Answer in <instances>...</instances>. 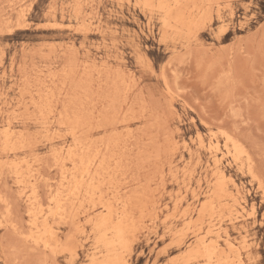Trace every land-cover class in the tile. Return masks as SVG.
Here are the masks:
<instances>
[{"label":"rangeland","instance_id":"374dc122","mask_svg":"<svg viewBox=\"0 0 264 264\" xmlns=\"http://www.w3.org/2000/svg\"><path fill=\"white\" fill-rule=\"evenodd\" d=\"M157 4L158 0H153L151 7L148 8L144 6V0H0V132L3 134H0V264H88L87 255L93 251L99 252L102 249V244L99 243L98 239L96 240V230L92 226L94 214L97 211H95V206L93 205V207L90 204L89 198L95 199L96 204H98L99 198L103 199L102 197L105 198L103 199L104 201H113L114 204H116L115 201L117 203L120 202L115 208L121 206L124 201L127 203L129 199L135 200V206L133 201H129V206H127L128 209V207L133 205L128 210L129 212L133 210L134 214H132L136 219V221L134 219V226L128 228V230H132L130 231L131 234L128 231L125 232V240L129 239L130 242H126V247L119 250L128 264H197V258H201L208 251L206 246V249L201 248L199 253L195 252L198 245L197 235L208 229V227H217L219 225L227 229L232 237L246 236V243L238 245L243 260L242 264H264V0L202 1L199 4V10L201 12L207 10L204 15L207 14L209 19H206L207 16L202 18L204 16L203 13H200L197 9H192L196 14L200 13L202 16L198 15L199 17L196 16L190 22L175 21L176 12L168 16L164 11L157 9ZM210 5H214L213 8ZM192 6L194 5H186L187 9ZM208 6L212 9H207ZM209 16H211V19ZM194 21L196 24H194ZM165 101L168 102L166 103ZM142 106L143 108L140 110ZM138 108L140 110L138 111H142V114L134 112ZM112 110H116V112ZM129 110L133 113L129 112ZM105 111L109 112L110 115L107 112L105 113ZM125 111L127 114L123 113ZM96 112L98 115H101V113L102 116L106 115L104 117L99 115V118H97L98 115H93ZM112 112L116 113V115ZM111 113L116 124L109 120V123H112L109 125L106 120L110 119V116L112 118ZM84 114L95 116L93 118L97 123L91 116H88V121L87 116ZM122 114L126 115L122 116ZM77 115H79L78 119ZM107 115L109 116L107 117L108 119L106 118ZM130 116L135 118L132 119ZM115 117H117V120ZM121 117L122 120H120ZM138 117H141L140 120ZM153 117L155 118L154 121ZM90 118L93 122H91ZM123 118L127 120L124 121L125 119ZM136 118L138 119L136 120ZM157 118L161 121H155ZM59 121H63L65 124ZM79 121L81 122L79 123ZM121 121H124V123L120 124ZM8 122H10V125ZM102 122L105 123L104 125L108 124L109 127L106 125L108 128L105 126L106 128L103 129L104 126L101 127L103 125ZM154 122L157 123L153 124ZM162 122L164 123L161 124ZM67 123L71 125L69 126ZM91 123L95 126H91L93 129L91 127L88 128ZM146 124L148 128L145 130ZM158 124L160 125L159 127L153 126ZM74 125H80L78 127L79 130ZM86 125L88 126L86 127ZM143 125L146 126L144 127ZM8 127L11 128L12 134L9 136L13 135L12 138L6 136L5 130ZM125 128L130 134H127ZM119 130H123V132ZM160 130L163 132L161 133ZM133 132L138 134L139 137ZM70 133L75 134V136L72 135L75 138H72ZM153 133L159 134L151 136ZM198 133L202 135L205 144L210 141L218 142L220 151L218 153L223 156L229 177L233 178L246 194L248 206L245 210L241 209V199L234 192L232 194V183L229 178L221 180L212 169L210 165L211 155L207 150V146H199V140L196 135ZM225 133L238 140L239 143L241 142V147L244 145V148H242L246 151V155L242 154L243 156L241 155L240 157L244 165H241L240 159L235 160L234 163V154L232 153H235V151L233 152L231 145L229 148L225 147ZM116 134L118 143L116 137H114ZM142 134L146 136H142ZM214 134L216 135L213 136ZM77 135L78 137H76ZM125 135L131 137H128V139ZM103 136L105 139L107 138V141L110 139L111 144H108L106 140L104 141ZM150 136L152 137L151 140ZM80 137L84 139V142L80 143L88 146V149L84 151L75 148L77 147L75 143L79 144V146L82 145L79 143V141H82ZM112 137L113 140L111 139ZM121 137H125L124 140H126L124 141ZM141 137L143 140L136 141V139L139 140ZM15 138L16 140L19 138L17 142H14ZM92 139L93 141H91ZM171 139L175 141L172 142ZM114 140L116 141L114 142ZM100 141H104L103 146L100 145L102 144ZM156 142L158 144L161 143V145ZM13 143L19 144L20 147L16 146L14 148L16 144L14 145ZM176 143L179 145L177 148ZM107 144L109 145V151L112 149L110 154L107 152ZM114 144L119 147L123 145L120 148H127L118 149L121 151V153L118 151V154L116 151L117 147ZM130 145L131 149L129 148V151L133 148L132 151H136V153L128 151V154L127 149ZM145 145L149 146L148 149ZM158 146L161 149L164 146L166 151L164 148L159 151L160 148ZM62 147L64 148L62 149ZM70 147L77 149L74 162L69 158L67 152L65 154V151ZM94 147L96 148L94 149ZM112 147H115L114 149L116 150ZM134 147H137V149ZM156 148L158 149L157 151ZM140 149H144L142 151L148 155ZM146 150L152 152L148 153ZM105 151L107 153H103ZM113 151H116V153ZM122 151L127 157L126 161L125 159L121 161L124 156ZM155 151L160 153L158 154ZM188 151L190 152L188 153ZM88 152H92V154L89 153V156ZM137 152L142 153L144 156L146 155V158H153L152 160L146 159L143 155L137 154ZM93 153L96 154L95 158ZM97 153H102V156L100 157V154L98 156ZM113 154H117V159ZM111 155L114 158H111ZM83 156L84 158L86 157V161ZM135 156L138 157V160L141 157L140 161L142 162L139 161L138 163V160L135 161ZM248 156L251 158L249 161L247 160ZM105 157L107 160L102 159H105ZM129 157L133 158V163L135 162L140 166L138 165V167L137 164L134 165L135 163L131 164L128 162L130 166H127L126 169ZM91 158L93 159L91 160L92 162L89 160ZM108 158L111 161L109 160L106 163ZM66 160L67 162H65ZM148 160L151 164H156L155 168H151ZM62 161L63 163H61ZM196 161L199 163H196ZM123 162L124 164L126 163L124 165L125 168L121 166ZM58 163H61V166ZM98 163H100V167L96 165ZM105 163L109 164L106 172L105 168L108 166ZM103 164H105V167L102 166ZM146 164H150V166L147 167ZM74 165H77L80 169ZM71 166L75 167L74 170ZM114 166H118V169ZM94 167L95 169H93ZM112 167L113 169H111ZM62 168H64V172ZM87 168H91V171H88ZM142 168L144 170H141ZM66 169H70L68 170L69 174ZM96 169H102V171L98 172ZM110 169L115 171H109ZM132 170L137 171L136 173L133 171L137 176L131 174L132 172H128ZM140 170L141 172H139ZM125 171L127 172L125 174L126 178L124 176ZM89 173L92 174L90 175ZM102 173H104L105 178H103ZM109 173L111 174L109 175ZM160 173L164 176L160 175ZM71 174L73 175L71 176ZM118 174L120 176L122 174V178ZM152 174L155 175L152 177ZM127 175H134L132 176L134 181L130 180L132 177ZM127 177L134 183H130ZM18 178L21 182L17 181ZM70 178L73 185H70ZM77 178L80 179V182H77L79 181ZM154 178L157 179L154 180ZM62 180L63 182H61ZM138 180L142 183H140L141 186H139L138 182H135ZM216 180L217 182H215ZM115 181L119 182L115 185ZM84 182H86L87 187ZM59 183L60 188L58 186ZM62 183L64 187H62ZM81 183L85 186L81 185ZM125 183H130V185L127 184L126 186ZM77 184L78 186H76ZM122 184H125V186L120 187ZM221 184L222 191L219 189ZM65 185L67 186L66 188ZM145 185H148L146 186L148 191L146 192L143 189L147 194L144 193L146 197H143L144 202H142V188ZM71 186L73 190L71 189L70 191ZM115 186H118L116 190ZM135 186H138V191L133 189ZM102 187L103 191L100 192ZM139 187L142 188L139 189ZM130 188L133 189V194L131 193L132 195L128 197L126 195L131 192ZM212 188L213 190H220L219 192L224 197L218 191H211ZM55 189H58V191L55 192ZM64 189H67L65 190L67 193ZM193 189L194 193H192ZM78 190L79 196L83 194L89 196H81L82 199L78 203L79 205L73 203V197L77 196H75V191L77 193ZM110 190H113V193ZM89 191L90 193H88ZM122 191L125 193L127 191V193L125 194ZM148 192L151 195H148ZM106 193L109 195L106 196ZM116 193L118 196H116ZM66 194H70L68 198L67 196L65 197ZM124 194L128 199L127 201L124 200ZM138 195L141 199L137 198ZM61 196H64L63 198L66 201L72 196V200L67 201L68 204L70 201V204H65L66 201H62L63 198L60 199ZM147 196L152 198L149 197L151 202L148 201L150 199ZM35 197L44 206L43 208L47 209L51 206V209H53L51 210L52 214H48L47 221L49 225L52 226L53 224L52 227L57 230L55 231L56 237L58 241L60 239L61 247L58 245L53 247V250H45L31 243L30 240L26 241L27 237L25 235L29 231L31 220L37 222L38 219L41 222L43 219L38 217L39 215L37 216V214L34 215L35 218L27 216V206L29 207L32 204L31 202ZM119 197H123L121 199L122 202L118 201L120 200ZM144 198L146 199L144 200ZM138 199L141 200L142 207L141 203H136V201L140 202ZM36 200L33 201V204H37ZM58 200L61 203V205L58 204L59 208L56 205L57 202H55ZM210 200L213 206L211 203L209 204ZM145 201H148L147 204H145ZM63 202L65 208H63ZM203 202L206 203V207L202 206ZM53 203H55V207ZM88 203L89 205H87ZM143 203L146 207L143 206ZM137 204H140V207H137ZM218 204L220 206L224 205L221 206L223 210ZM70 205H73V208ZM187 206L188 208L185 209ZM208 206H210L209 209H207ZM60 208L63 211L62 213L66 212L65 214H69L70 212L68 211L72 210L71 214L73 212L74 215L77 212L76 214L80 215L77 218H74V216L70 218L72 217L70 214L71 216H66L67 221H61L60 218L64 216L60 215ZM200 208L202 209L199 210ZM183 209L186 211L183 212ZM206 209L207 212H205ZM237 212H240V214ZM55 213L58 216L60 215V218H57ZM89 216L93 217L90 218ZM87 218L90 223L85 221ZM72 219L76 225L72 226L74 228L71 227L73 223L70 220ZM193 221L197 224L193 223ZM186 223H188L190 230L187 228L188 225ZM10 224L14 226L11 227ZM77 225L83 227L81 230H84L85 235L82 231H76L78 230L76 228L78 227ZM13 227H16V229H13ZM70 233L74 239L70 237ZM127 234L133 236H128ZM67 237L70 241L68 240L67 244H65ZM95 241L98 242L96 243ZM73 244L76 250H74ZM64 245L65 248H67L66 245L68 248L73 247L74 251L72 248L67 250L74 253H67L68 251L66 252L65 248L64 251H60ZM128 246L129 248H127ZM57 247L59 248L57 249ZM224 247L222 246L220 249L223 250ZM51 251L53 252L50 253ZM75 254L78 255L75 256ZM101 254L98 253L96 256L101 258L99 256ZM226 254H228L227 251Z\"/></svg>","mask_w":264,"mask_h":264},{"label":"bare ground","instance_id":"6f19581e","mask_svg":"<svg viewBox=\"0 0 264 264\" xmlns=\"http://www.w3.org/2000/svg\"><path fill=\"white\" fill-rule=\"evenodd\" d=\"M90 1V0H89ZM127 1V0H126ZM202 1H207V0H158V4H157V9L158 10H161V11H164L165 12V14L166 15H168V16H170L171 14H173V13H177V17H176V19H175V21H179V22H190V21H192L194 18H196V16H198V15H201L200 13H203V15H204V13L207 11H202L201 12V10H199V4L200 3H202ZM77 2V1H76ZM79 2V1H78ZM152 2H153V0H144V6H146V7H151V4H152ZM22 3V2H21ZM214 3V2H213ZM218 3V2H217ZM77 4V3H76ZM79 4H80V2H79ZM78 4V5H79ZM189 4H193L194 6H192L191 8H188L187 9V7H186V5H189ZM230 4V3H229ZM78 5H77V7H78ZM204 5H205V3H204ZM213 6L214 5H210V7H212L213 8ZM218 6H219V4H218ZM80 8H81V6H79ZM153 7H154V5H153ZM209 6H208V8L207 9H209L210 8ZM227 7V6H226ZM186 8V9H185ZM212 8H210V9H212ZM20 9V8H19ZM25 9V8H24ZM192 9H197V11L199 10V12L200 13H198V14H196L195 12H194V10H192ZM76 10V9H75ZM77 10H78V8H77ZM151 10H152V8H151ZM22 11V10H21ZM209 11V10H208ZM24 12V11H23ZM80 12V11H79ZM210 13H211V11H209ZM213 12V11H212ZM207 13V12H206ZM75 14V13H74ZM89 14V13H88ZM209 15H212V14H209ZM167 16V17H168ZM202 16V15H201ZM207 16V14H205L204 16H202V18L203 17H206ZM83 17H84V15H83ZM199 17V16H198ZM210 17V19H211V16H209ZM202 18H200L201 20H203ZM86 19V18H85ZM206 19L208 20L209 18H208V16L206 17ZM201 20H200V22H201ZM83 22V21H82ZM167 22V21H166ZM205 22V21H204ZM168 23V22H167ZM170 23V22H169ZM202 23V22H201ZM194 24H196L195 23V21H194ZM168 25V24H167ZM198 25V24H197ZM199 26V25H198ZM198 26H196V27H198ZM39 27V26H38ZM169 27H170V25H169ZM8 30V29H7ZM194 39V38H193ZM72 50V49H71ZM74 50V49H73ZM85 50H87V49H85ZM69 55V54H68ZM48 58V57H47ZM66 58V57H65ZM93 61V60H92ZM78 62V61H77ZM104 62V61H103ZM104 64V63H103ZM106 64V63H105ZM93 65V64H92ZM102 65V64H101ZM97 66V65H96ZM73 67V66H72ZM60 69V68H59ZM72 69V68H71ZM118 69H120V68H118ZM68 70V69H67ZM66 70V71H67ZM67 73V72H66ZM69 73V72H68ZM124 73V72H123ZM59 74V73H58ZM57 74V75H58ZM39 75V74H38ZM67 75H69V74H67ZM108 75H110V74H108ZM115 75V74H114ZM60 76V75H59ZM62 76V75H61ZM66 76V75H65ZM117 76V75H116ZM121 76V75H120ZM124 76H125V74H124ZM57 78V77H56ZM60 78V77H59ZM125 78V77H124ZM27 79V78H26ZM43 79V78H42ZM73 79V78H72ZM99 79H100V77H99ZM164 79V78H163ZM48 80V79H47ZM53 80V79H52ZM120 80V79H119ZM33 81V80H32ZM59 81V80H58ZM20 82V81H19ZM111 82V81H110ZM109 82V83H110ZM115 83V82H114ZM48 84V83H47ZM51 84V83H50ZM58 84H59V82H58ZM63 84V83H62ZM69 84V83H68ZM33 85V84H32ZM64 85V84H63ZM134 85V84H133ZM60 86H61V84H60ZM105 86V85H104ZM114 86V85H113ZM32 87V86H31ZM74 87V86H73ZM109 87V86H108ZM115 87V86H114ZM55 88V87H54ZM57 88V87H56ZM61 88V87H60ZM63 88V87H62ZM76 88V87H75ZM113 88V87H112ZM26 89V88H25ZM41 89V88H40ZM74 89V88H73ZM57 90V89H56ZM76 90V89H75ZM106 90V89H105ZM167 90H169V89H167ZM62 91H63V89H62ZM77 91V90H76ZM76 91H74V92H76ZM54 92V91H53ZM107 92V91H106ZM167 92H169V91H167ZM172 92V91H171ZM77 93V92H76ZM80 93V92H79ZM126 93V92H125ZM62 94V93H61ZM61 94H59V95H61ZM79 95V94H78ZM106 95V94H105ZM104 95V96H105ZM114 95V94H113ZM176 95V94H175ZM45 96V95H44ZM116 96V95H115ZM118 96V95H117ZM120 96V95H119ZM126 96V95H125ZM178 96V95H177ZM76 97V96H75ZM78 97V96H77ZM82 97V96H81ZM111 98V97H110ZM120 98V97H119ZM126 98V97H125ZM180 98V97H179ZM51 99V98H50ZM56 99V98H55ZM117 99H118V97H117ZM135 99V98H134ZM47 100V99H46ZM45 100V101H46ZM68 100V99H67ZM125 100V99H124ZM166 100V99H165ZM44 101V100H43ZM133 101V100H132ZM131 101V102H132ZM92 102V101H91ZM166 102V101H165ZM168 102V101H167ZM166 102V103H167ZM40 103H42V102H40ZM48 103H51V102H48ZM115 103V102H114ZM186 103V102H185ZM37 104V103H36ZM39 104V103H38ZM52 104H54V103H52ZM62 104V103H61ZM136 104V103H135ZM147 104V103H146ZM146 104H145V106H146ZM171 104V103H170ZM169 104V105H170ZM56 105V104H55ZM150 105V104H149ZM169 105H168V107H169ZM30 106V105H29ZM135 106V105H134ZM144 106V105H143ZM143 106L142 107H140V110L143 108ZM144 106V107H145ZM171 106V105H170ZM61 107H63V106H61ZM152 107V106H151ZM150 107V108H151ZM167 107V106H166ZM92 108V107H91ZM170 108V107H169ZM40 109V108H39ZM78 109V108H77ZM149 109V108H148ZM167 109V108H166ZM127 110V109H126ZM131 110H134V109H131ZM131 110H129V112H131V113H133ZM139 110V108L137 109V111H134V112H138V113H141V112H139L138 111ZM155 110V109H154ZM27 111V110H26ZM50 111V110H49ZM80 111V110H79ZM109 111V110H108ZM112 111H115L116 112V110H112ZM120 111V110H119ZM152 111V110H151ZM46 112V111H45ZM61 112V111H60ZM75 112V111H74ZM77 112V111H76ZM107 111H105V113H106ZM111 112V111H110ZM118 112V111H117ZM58 113H59V111H58ZM79 113H82V112H79ZM91 113V112H90ZM92 113H94V112H92ZM109 112H107V114H108ZM112 113H114V112H112ZM112 113H111V115H112ZM123 113H126L127 114V112L125 111V112H123ZM138 113H137V115H138ZM26 114V113H25ZM115 115H116V113H114ZM125 114V115H126ZM129 114V113H128ZM142 114V113H141ZM46 115V114H45ZM76 115V114H75ZM84 115H86L87 116V114H84ZM93 115H95V116H97L98 114H97V112H96V114H93ZM100 115V114H99ZM99 115H98V117L97 118H99ZM106 114H104V116H105ZM108 115H110V113L108 114ZM106 116V118L107 117H109V116ZM119 115H120V113H119ZM124 114H122V116H123ZM124 115V116H125ZM134 115H135V113H134ZM133 115V116H134ZM136 115V116H137ZM151 115V114H150ZM157 115H158V113H157ZM168 115V114H167ZM166 115V116H167ZM30 116V115H29ZM78 117H77V119L79 118V115H77ZM85 116V117H86ZM89 117L91 116V114L90 115H88ZM88 116H87V119H88V121H89V118H88ZM95 116H93V117H95ZM104 116H102V113H101V115H100V117H104ZM129 116V115H128ZM131 117L132 119H134L135 117ZM162 116V115H161ZM25 117V116H24ZM92 117V116H91ZM92 117V118H93ZM117 117H118V115H117ZM117 117H115L116 118V120H117ZM127 117V116H126ZM148 117V116H147ZM31 118V117H30ZM34 118V117H33ZM75 118H76V116H75ZM105 118V119H106ZM113 118H114V116L112 115V118H111V116H110V119H108V120H106V121H108L107 123L109 124V125H111L112 123H114V124H116V121L114 122L113 121ZM129 118V117H128ZM139 118V117H138ZM138 118H136V120L138 119ZM141 118V117H140ZM140 118H139V120H140ZM149 118V117H148ZM147 118V119H148ZM37 119V118H36ZM59 119V118H58ZM82 119V118H81ZM91 119V118H90ZM102 119H104V118H102ZM123 119H125L124 121H126L127 119L126 118H123ZM149 119H152V118H149ZM154 117H153V121H154ZM76 120V119H75ZM93 120H94V118H93ZM98 120V119H97ZM100 120H101V118H100ZM109 120H112V123L110 124L109 122ZM120 120H122V117H121V119ZM119 120V121H120ZM131 120V119H130ZM160 119L159 118H157V120H155V121H159ZM78 121V120H77ZM87 121V120H86ZM94 121H96V120H94ZM102 121V120H101ZM124 121L122 122H120V124H122V123H124ZM129 121V120H128ZM132 121V120H131ZM161 121V120H160ZM38 122H40L39 120H38ZM46 122V121H45ZM60 123H63V124H65L64 122H66V120H64V122L62 121H59ZM81 121H79V123H80ZM84 122H85V120H84ZM91 122H93L92 121V119H91ZM98 122H100V121H98ZM105 122V121H104ZM104 122H102L103 123V125H101V123H100V125H101V127L102 126H104L103 127V129L104 128H106L107 126L109 127V125L108 124H106V125H104L105 123ZM130 122V121H129ZM157 122H154L153 124H155V123H157ZM78 123V122H77ZM78 123V124H79ZM82 123H83V121H82ZM88 123V122H87ZM95 123H97V121L95 122ZM94 123V124H95ZM128 123V122H127ZM151 124H152V122H150ZM164 122H162L161 124H163ZM8 124L10 125V122H8ZM67 124H69V123H67ZM67 124H66V126H67ZM86 124V123H85ZM99 124V123H98ZM119 124V125H120ZM167 124V123H166ZM60 125V124H59ZM71 124H69V126H70ZM83 125V124H82ZM97 125V124H96ZM147 125V124H146ZM146 125H143L144 127L146 126ZM68 126V127H69ZM75 126V125H74ZM77 126V125H76ZM75 126V127H76ZM80 126V125H79ZM79 126H77V128L79 127ZM84 126V125H83ZM88 125H86V127H87ZM95 127V126H93L92 125V123H91V125H89L88 126V128L89 127ZM106 126V127H105ZM150 126V125H149ZM153 126H156V127H159L160 125L158 124V125H153ZM73 127V126H72ZM71 127V128H72ZM74 127V128H75ZM91 127V128H92ZM97 127V126H96ZM107 127V128H108ZM111 127V126H110ZM143 127V128H144ZM87 128V129H88ZM138 128V127H137ZM142 128V129H143ZM146 128H148V125H147V127H145L144 129L146 130ZM151 128H152V125H151ZM160 128H162V127H160ZM169 128V127H168ZM4 129V128H3ZM2 129V130H3ZM86 129V128H85ZM86 129V130H87ZM93 129V128H92ZM91 129V131H93ZM95 129V128H94ZM98 129V128H97ZM126 129V128H125ZM139 129V128H138ZM137 129V130H138ZM142 129H141V132H142ZM158 129V128H157ZM156 129V130H157ZM70 130V129H69ZM77 130H79V128L77 129ZM77 130H76V132H77ZM83 130H84V128H83ZM82 130V131H83ZM89 130V129H88ZM124 130V129H123ZM123 130L121 131V130H119L120 132H123ZM131 130V129H130ZM133 130V129H132ZM166 130V129H165ZM218 130H220V129H218ZM91 131H88V132H91ZM167 131V130H166ZM165 131V132H166ZM173 131V130H172ZM221 131V130H220ZM71 132V131H70ZM75 132V133H76ZM86 132V131H85ZM113 132H116V131H113ZM126 132H127V134H130L128 131H127V129H126ZM125 132V133H126ZM136 132V131H135ZM144 132H146V131H144ZM157 132V131H156ZM160 132H161V130H160ZM163 132V131H162ZM161 132V133H162ZM168 132V131H167ZM170 132H171V129H170ZM224 132V131H223ZM222 132V133H223ZM226 132V131H225ZM5 133H6V136H9L10 134H12L11 133V128L10 127H8L6 130H5ZM72 133V132H71ZM70 133V134H71ZM74 133V132H73ZM79 133V132H78ZM116 133H119V132H116ZM134 133V132H133ZM132 133V134H133ZM137 133V132H136ZM136 133H134L135 135H138V134H136ZM214 133V132H213ZM233 133V132H232ZM0 134H1V132H0ZM77 134V133H76ZM105 134V133H104ZM131 134V135H132ZM154 134H156V133H153V134H151V136L152 135H154ZM159 133H157L156 135H158ZM164 134V133H163ZM168 134H169V132H168ZM1 135H3V134H1ZM72 135H74L75 136V134H71V137H72ZM83 135V134H82ZM84 135H86V134H84ZM88 135V134H87ZM111 135V134H110ZM120 135H121V133H120ZM134 135V137H136ZM146 136L145 134H142V136ZM148 135H150V134H148ZM197 135V137H198V142H199V146L200 145H202L203 147H204V145L205 146H207V150H208V152L210 153V155H211V166H212V169L215 171V173H217V175L219 176V178L221 179V180H224V179H226V178H229V180L231 181V183H232V189H231V191H232V194H233V192L241 199V203H240V205H241V209H243V210H245L246 208H247V206H248V201H247V198H246V194H245V192L243 191V189L234 181V179L233 178H231V177H229V175H228V171H227V168H226V165H225V163H224V159H223V156L221 155V154H219L218 152H220L219 151V149H218V142H212V141H210L209 143H207V144H205L204 143V139L202 138V135L200 134V133H198V134H196ZM216 134H214L213 136H215ZM225 135H226V133H225ZM12 136L13 135H11V136H9L10 138H12ZM17 136V135H16ZM28 136V135H27ZM27 136H25V137H27ZM51 136H52V134H51ZM54 136V135H53ZM73 136V137H74ZM81 136V135H80ZM100 136V135H99ZM117 136V134L114 136V137H116ZM150 136V137H151ZM155 136V135H154ZM153 136V138H155ZM167 137H169L168 135H166ZM165 136V137H166ZM173 136V135H172ZM8 137V138H9ZM59 137V136H58ZM72 137V138H73ZM76 137H78V135L76 136ZM83 137H85V136H83ZM125 137H127L126 135H125ZM124 137V138H125ZM128 137H131V136H128ZM127 137V138H128ZM138 137H139V135H138ZM150 137H148V138H150ZM157 138H158V136H156ZM167 137H166V139H167ZM20 138H22V137H20ZM60 138V137H59ZM75 138V137H74ZM81 138V140L82 141H79V143L80 142H84L83 140V138L82 137H80ZM88 137L86 136V139H87ZM103 139H104V141L106 140L107 141V138L105 139V137L103 136L102 137ZM110 138V137H109ZM108 138V139H109ZM120 137H118V139H119ZM121 138H123V137H121ZM124 138H123V140H124ZM133 138V137H132ZM157 138H156V140H157ZM174 138V137H173ZM172 138V139H173ZM211 139H212V137H210ZM5 139V138H4ZM19 139V138H18ZM17 139V140H18ZM79 139V138H78ZM77 139V140H78ZM90 139V138H89ZM102 139V140H103ZM112 140H113V137L111 138ZM129 139V138H128ZM136 139V138H135ZM134 139V140H135ZM152 139V137L150 138V140ZM169 139H170V137H169ZM172 139H171V141H172ZM15 140V141H14ZM13 141L14 142H17V140H16V138L14 139ZM96 140V139H95ZM110 140V139H109ZM108 140V141H109ZM116 140H117V137H116ZM116 140H114V142L116 141ZM120 141H122L121 139H119ZM126 140V139H125ZM124 140V141H125ZM131 140V139H130ZM140 140H143L142 139V137L139 139V140H137L136 139V141H140ZM155 140V139H154ZM9 141V140H8ZM11 141V140H10ZM22 141V140H21ZM86 141V140H85ZM87 141H88V139H87ZM91 141H93V139L91 140ZM90 140H89V142H91ZM98 140H96V142H97ZM104 141H100L102 144H100V145H102L103 146V142ZM107 141V143L109 144H111V140L108 142ZM131 141H133V140H131ZM166 141V140H165ZM170 141V142H171ZM173 141H175V140H173ZM172 141V142H173ZM19 142V141H18ZM23 142V141H22ZM89 142H88V144H89ZM95 142V141H94ZM119 141L117 140V143H118ZM130 142V141H129ZM135 142V141H134ZM142 142V141H141ZM149 142V141H148ZM155 142V141H154ZM8 142H6V144H7ZM20 143V142H19ZM98 143H99V141H98ZM113 143V142H112ZM116 143V144H117ZM124 143V142H123ZM143 143V142H142ZM142 143H139V144H142ZM157 143V142H156ZM163 143V142H162ZM169 143V142H168ZM241 143V142H240ZM239 142H238V140H236V139H234L232 136H230V135H226L225 136V144L224 145H226L225 147L226 148H229L230 147V145L233 147V152L235 151V153H232V154H234V163H235V160H237V159H240V157H241V155L243 154H245L246 153V151L243 149L244 147V145H242V147H241V144H240ZM5 144V143H4ZM10 144V143H9ZM14 144V143H13ZM16 144V143H15ZM14 144V145H15ZM21 144H23V143H21ZM32 144V143H31ZM80 144H82V143H80ZM84 144V143H83ZM81 145V146H79V144L77 145L76 143H75V145L77 146V147H75V145H73L75 148H79V149H81V150H86V149H88V146L86 145V144H84V145H86V146H84V145ZM91 144V143H90ZM95 144V143H94ZM97 144V143H96ZM107 144V145H108ZM116 144H114V145H116ZM144 144H146V143H144ZM143 144V145H144ZM152 144V143H151ZM155 144V143H154ZM158 144V143H157ZM157 144H155V145H157ZM164 144V143H163ZM162 144V145H163ZM177 144V143H176ZM8 145V144H7ZM29 145V144H28ZM93 145V144H92ZM97 145H99V144H97ZM99 145V146H100ZM106 145V144H105ZM105 145H104V147H105ZM113 145V144H112ZM118 145V144H117ZM116 145V149H114L115 147H112L114 150H116L117 151V153H118V151H120L121 149H126L127 147H124V148H120V147H122V146H117ZM119 145H120V143H119ZM147 145H149V144H147ZM153 145V144H152ZM158 145H161V143H159ZM169 145V144H168ZM188 145V144H187ZM223 145V146H224ZM8 146H10V145H8ZM16 146L18 147L19 146V144L17 145H15V147L14 148H16ZM95 146V145H94ZM111 146V145H110ZM126 146V145H125ZM146 146V145H145ZM174 146H175V144H174ZM179 145L177 144V146H176V148L178 147ZM186 146V145H185ZM20 147V146H19ZM21 147H23V146H21ZM26 147V146H25ZM28 147V146H27ZM89 147H90V145H89ZM93 147V146H92ZM108 149H107V152L110 154V152L112 151V149H110V151H109V145L108 146H106ZM119 147V148H118ZM138 147V146H137ZM137 147H134V148H136L137 149ZM140 147H143V146H140ZM147 147V146H146ZM146 147H144V148H146ZM149 147V146H148ZM148 147H147V149H148ZM159 147V146H158ZM157 147V148H158ZM11 148H13V147H11ZM64 147H62V149H63ZM96 147H94V149H95ZM98 148H100V147H98ZM97 148V149H98ZM129 148L131 149V145H130V147H128V149H127V152L129 151ZM156 148V151L160 148H158L157 149ZM163 148H164V146H163ZM162 148V149H163ZM169 148V147H168ZM172 148H174L173 146H172ZM202 148V147H201ZM61 149V150H62ZM118 149H120V150H118ZM138 149H139V147H138ZM152 149H154L155 150V148H153L152 147ZM161 148H160V150L159 151H161L162 150ZM165 149V148H164ZM235 149V150H234ZM66 150V149H65ZM77 150V149H76ZM76 150L75 149H73V147H70L69 149H67L66 151H65V154H66V152L68 153V156H69V158H71L72 159V161L74 162L75 160H74V156L77 154L76 153ZM132 150H133V148H132ZM131 150V151H132ZM141 151L142 150H144V149H140ZM167 150H169V149H167ZM174 150V149H173ZM173 150H172V153H173ZM228 150V149H227ZM57 151V150H56ZM90 151V150H89ZM116 151H113V152H115L116 153ZM124 151H126V150H124ZM131 151H129V152H131ZM147 151V150H146ZM155 151V152H156ZM156 152V153H160V152ZM165 151H166V149H165ZM164 151V152H165ZM170 151V150H169ZM169 151H167V152H169ZM176 151V150H175ZM11 152H12V150H11ZM60 152V151H59ZM59 152H58V155H59ZM101 152V151H100ZM106 151L105 152H103V153H107ZM123 152V151H122ZM127 152H126V155H127ZM129 152H128V154H129ZM133 152V151H132ZM142 152H144V151H142ZM148 152V151H147ZM152 151H150V152H148V153H151ZM190 151H188V153H189ZM54 153V152H53ZM89 153H91L92 154V152H88V155L90 156V154ZM119 153H121V151L119 152ZM118 153V154H119ZM124 153V152H123ZM133 153H136V151L135 152H133ZM139 152H137V154H138ZM145 153V152H144ZM169 153H171V152H169ZM228 153V152H227ZM79 154H81V153H79ZM94 154V153H93ZM98 154V153H97ZM100 154V153H99ZM99 154H98V156H99ZM102 154V153H101ZM100 154V157L102 156ZM140 154V153H139ZM146 154V153H145ZM157 154V155H158ZM165 154V153H164ZM163 154V155H164ZM198 154V153H197ZM229 154V153H228ZM248 154V153H247ZM61 155H62V152H61ZM84 155V154H83ZM95 155L96 154H94V158H95ZM108 155V154H107ZM114 156H116V159H117V154H113ZM133 155V154H132ZM132 155H130V156H132ZM140 155H143L142 153L140 154ZM146 155H148V154H146ZM145 155V156H146ZM150 155V154H149ZM153 155H155V154H153ZM166 155V154H165ZM194 155H195V153H194ZM225 155V154H224ZM242 155V156H243ZM246 155V154H245ZM249 155V154H248ZM68 156H67V159H68ZM78 156V155H77ZM79 156H81V155H79ZM85 156H86V153H85ZM119 156V155H118ZM144 156V155H143ZM144 156V157H145ZM152 156V155H151ZM150 156V157H151ZM160 156V155H159ZM230 156H231V152H230ZM250 156V155H249ZM249 156L247 157V160L249 161V159L251 160V158H249ZM113 156L111 155V158H112ZM121 157H122V154H121ZM124 157H126L125 156V153H124V156H123V158H121V161H122V159H125V161H126V159H127V157L126 158H124ZM136 157V156H135ZM148 157V156H147ZM155 157V156H154ZM161 157V156H160ZM166 157V156H165ZM233 157V156H232ZM54 158H56V157H54ZM61 158V157H60ZM64 158V157H63ZM62 158V159H63ZM81 158V157H80ZM83 158H84V156H83ZM86 158V157H85ZM85 158H84V160H85ZM110 158V157H109ZM108 158V161L106 162V163H108L109 162V159ZM114 158V157H113ZM119 159H120V157H118ZM132 158V157H131ZM130 157H129V160H127V164H128V162L129 163H131V164H134L133 163V158L131 159ZM138 157H136V159H135V161H137L138 159H137ZM140 158L141 157H139V160L137 161L138 163H139V161H140ZM146 158V157H145ZM152 158L153 157H151L150 159L149 158H146V159H149V160H152ZM157 158V157H156ZM159 158V157H158ZM172 158H173V156H172ZM57 159V158H56ZM77 159V158H76ZM79 159V158H78ZM103 160H107L106 159V157H105V159L104 158H102ZM131 159V160H130ZM144 159V158H143ZM146 159H144V160H146ZM159 159H161V158H159ZM90 160V162H92L91 160H93L92 158L91 159H89ZM149 160H148V162H149ZM162 160V159H161ZM172 160V159H171ZM241 160V159H240ZM55 161V160H54ZM58 161V160H57ZM56 161V162H57ZM71 161V160H70ZM69 161V162H70ZM86 161V160H85ZM111 161V160H110ZM130 161H132V162H130ZM154 161H155V159H154ZM153 161V162H154ZM158 161H160V160H158ZM65 162H67V160L65 161ZM88 162V161H87ZM86 162V163H87ZM90 162H88V163H90ZM99 162V161H98ZM115 162H116V160H115ZM119 162H120V160H119ZM140 162H142V161H140ZM251 162V161H250ZM253 162V161H252ZM36 163H38V162H36ZM61 163H63V161L61 162ZM61 163L59 164V166H61ZM77 163V162H76ZM85 163V164H86ZM94 163V162H93ZM103 163V162H102ZM105 163V164H106ZM122 163V162H121ZM145 163H147V162H145ZM145 163H142V164H145ZM150 163V162H149ZM161 163V162H160ZM196 163H199V162H197L196 161ZM247 163H249V162H247ZM81 164H83V163H81ZM84 164V165H85ZM100 163H98V164H96V165H99ZM105 164H103L102 166H104L105 167ZM111 164V163H110ZM113 164V163H112ZM115 164V163H114ZM117 164H118V162H117ZM137 163H135L134 165H136ZM151 164V163H150ZM150 164L148 165V164H146V166L148 167V166H150ZM153 164V163H152ZM152 164H151V168H155L154 166L156 165L155 163L153 164V166H152ZM170 164V163H169ZM253 164H254V162H253ZM57 165V164H56ZM63 165V164H62ZM64 165H65V163H64ZM71 165H73V164H71ZM90 165H91V163H90ZM107 165V164H106ZM121 165V164H120ZM124 165H126V163L124 164V162H123V164L121 165L122 167H124ZM139 164H137V166H138ZM198 165V164H197ZM241 165H244V163H243V161L241 160ZM75 167H77V168H79L80 167V165H79V163H78V166L77 165H74ZM89 166V165H88ZM108 167H106L105 168V172H106V170H107V168H109V164L107 165ZM127 166H130L129 164L128 165H126V169H127ZM140 166V165H139ZM138 166V167H139ZM143 166V165H142ZM163 166V165H162ZM249 166V165H248ZM247 166V167H248ZM252 166V165H251ZM63 167H65V166H63ZM67 167V166H66ZM72 167V166H71ZM74 167V168H75ZM93 167V166H92ZM98 167V166H97ZM99 167H100V165H99ZM114 167H116V166H114ZM118 167V166H117ZM116 167V168H117ZM27 168V167H26ZM73 168V167H72ZM74 168H73V170H74ZM81 168V167H80ZM79 168V169H80ZM125 168V167H124ZM124 168H123V171H124ZM129 168V167H128ZM141 168V167H140ZM158 168V167H157ZM161 168V167H160ZM184 168V167H183ZM251 168V167H250ZM63 169V172H64V168H62ZM84 169V168H83ZM88 169V168H87ZM93 169H95V167L93 168ZM102 169H104V168H102ZM102 169L101 170H98V169H96L98 172L99 171H102ZM111 169H113V167L111 168ZM109 170V171H112V170ZM118 169V168H117ZM116 169V170H117ZM159 169V168H158ZM67 170V169H66ZM68 170H70V169H68ZM68 170H67V173H68ZM72 170V171H73ZM91 171V168H89L88 169V171ZM129 170H130V168H129ZM141 170H144V168H142ZM141 170L139 171V172H141ZM161 170H163V169H161ZM61 171V170H60ZM76 172H77V170H75ZM78 171H80V170H78ZM115 171V170H114ZM114 171H112V172H114ZM135 172V170H132V171H128L129 173L130 172H132L131 174H134V175H136L135 173L137 172ZM159 171V170H158ZM182 171H183V169H182ZM241 171V170H240ZM117 172V171H116ZM115 172V173H116ZM120 172V171H119ZM118 172V173H119ZM143 172V171H142ZM147 172H149L148 170H147ZM156 172H157V170H156ZM191 172V171H190ZM60 173V172H59ZM79 173V172H78ZM78 173H77V175H78ZM84 173V172H83ZM93 173H94V171H93ZM127 172L125 171L124 172V176H125V178H126V174ZM150 173V172H149ZM152 173H153V171H152ZM249 173V172H248ZM22 174H24V173H22ZM65 174V173H64ZM69 174V173H68ZM74 174V173H73ZM73 174H71V176L73 175ZM86 174V173H85ZM90 175L92 174V173H89ZM99 174V173H98ZM97 174V175H98ZM104 173H102V175H103ZM111 173H109V175H110ZM114 174V173H113ZM120 174V173H119ZM118 174V175H119ZM143 174V173H142ZM175 174V173H174ZM250 174H251V171H250ZM62 175V174H61ZM66 175V174H65ZM80 175V174H79ZM81 175H82V173H81ZM80 175V176H81ZM84 175V174H83ZM90 175H89V177H90ZM101 175V174H100ZM105 175H107V174H105ZM108 175V176H109ZM116 175V174H115ZM134 175H132V176H134ZM143 175H145V174H143ZM146 175H148V174H146ZM153 175H155V174H152V177H153ZM160 175H163V174H161L160 173ZM120 176V175H119ZM121 176H122V174H121ZM120 176V177H121ZM128 177H130L129 175H127ZM131 176V177H132ZM137 176V175H136ZM140 176V175H139ZM142 176V175H141ZM164 176V175H163ZM186 176V175H185ZM190 176V175H189ZM255 176V175H254ZM20 177V176H19ZM22 177V176H21ZM31 177V176H30ZM62 177V176H61ZM69 177H70V175H69ZM75 177V176H74ZM77 177V176H76ZM88 177V178H89ZM94 177H95V175H94ZM113 177V176H112ZM115 177V176H114ZM116 177H117V175H116ZM127 177V179L129 180V178ZM184 177V176H183ZM63 178H65V177H63ZM62 178V179H63ZM72 178V177H71ZM69 179V180H71V184H70V182H68L70 185H73L72 184V179ZM86 178V177H85ZM87 178V179H88ZM90 178H92V177H90ZM89 178V179H90ZM103 178H105V176L103 175ZM122 178V177H121ZM124 178V177H123ZM138 178V177H137ZM136 178V179H137ZM140 178V177H139ZM143 178V177H142ZM163 179H164V177H162ZM61 179V178H60ZM59 179V180H60ZM79 181H77V182H80V179L79 178H77ZM84 179V178H83ZM83 179H82V182H83ZM88 179V180H89ZM102 179V178H101ZM114 179V178H113ZM116 179V178H115ZM126 179V180H127ZM133 180L134 178L132 177V178H130V180ZM135 179V180H136ZM157 179V178H156ZM155 178H154V180H156ZM182 179H184V178H182ZM252 179H254V178H252ZM16 180V179H15ZM93 180V179H92ZM97 180V179H96ZM118 180H119V178H118ZM129 180V181H130ZM140 180V179H139ZM135 181L136 183L138 182L139 183V186H141V182L140 181ZM148 180V179H147ZM149 180H151L150 178H149ZM152 180H153V178H152ZM219 180V179H218ZM257 180H258V178H257ZM18 182H21V180L18 178V180H17ZM103 181V180H102ZM109 181V180H108ZM128 181V182H129ZM134 181V180H133ZM133 181H130V183L131 182H133ZM164 181V180H163ZM220 181V180H219ZM227 181V180H226ZM225 181V182H226ZM17 182V183H18ZM61 182H63V180L61 181ZM65 182V181H64ZM100 182V181H99ZM110 182V181H109ZM114 182V181H113ZM117 182H119V181H117ZM116 181H115V185H116V183H117ZM120 182L121 183H123V181H121L120 180ZM146 182V181H145ZM149 182V181H148ZM147 182V183H148ZM215 182H217V180L215 181ZM259 182V181H258ZM85 183V185H86V182H84ZM87 183H88V181H87ZM94 183H95V181H94ZM106 183H107V178H106ZM130 183H125L126 184V186H127V184L128 185H130ZM134 183V182H133ZM141 183V184H140ZM67 184V183H66ZM68 184V185H69ZM80 184V183H79ZM110 184H111V182H110ZM114 184V183H113ZM112 184V185H113ZM125 184L123 185L122 184V186H120V187H123V186H125ZM145 184V183H144ZM161 184H162V181H161ZM161 184H160V186H161ZM217 184V183H216ZM220 184V183H219ZM225 184V183H224ZM60 185V183L58 184V186ZM69 185V186H70ZM81 185H83L82 183H81ZM81 185H79V186H81ZM85 185H83V186H85ZM89 185H90V183H89ZM93 185V184H92ZM106 185H108V184H106ZM112 185H111V187H112ZM137 185V184H136ZM148 185H150V184H148ZM148 185H145V187H141L142 188V190L144 189V190H146L147 188H146V186H148ZM163 185V184H162ZM184 185H185V183H184ZM22 186V185H21ZM69 186H68V188H69ZM76 186H78V184L76 185ZM103 186V185H102ZM105 186V185H104ZM109 186V185H108ZM107 186V187H108ZM190 186V185H189ZM188 186V187H189ZM217 186H218V184H217ZM221 186H222V184L221 185H219V189L221 190ZM28 187V186H27ZM49 187V186H48ZM48 187H47V189H48ZM62 187H64L63 186V183H62ZM67 186L65 185V188H66ZM82 187V186H81ZM86 187H87V185H86ZM99 187V186H98ZM110 187V188H111ZM132 187H134V186H132ZM138 187V186H137ZM137 187L135 186V188H133L134 190L135 189H137ZM150 187V186H149ZM164 187V186H163ZM35 188V187H34ZM49 188H51V187H49ZM57 188V187H56ZM59 188H60V186H59ZM116 188H118V186H115V190H116ZM140 187H139V189H141ZM187 188V187H186ZM214 188H217V187H214ZM227 188V187H226ZM36 189V188H35ZM52 189V188H51ZM71 189L73 190V187L71 186L70 187V191H71ZM76 189H79V188H76ZM84 189V188H83ZM113 189V188H112ZM121 189V188H120ZM133 189H131L130 188V190H131V192H130V190H129V194H127L126 196H128V197H130L129 195H132L133 193ZM24 190V189H23ZM34 190V189H33ZM38 190V189H37ZM56 191L55 192H57L58 191V189H55ZM63 190V189H62ZM65 190H67V189H64V191ZM105 190V189H104ZM107 190V189H106ZM125 190H127V189H125ZM144 190H143V196H141L142 197V199H141V197H139V195L137 196V198L139 197L141 200H142V202H144L143 201V197H146L145 195L147 194L146 192L148 191V190H146V192H144ZM150 190V189H149ZM219 190V191H220ZM225 190V189H224ZM26 191V190H25ZM93 191V190H92ZM101 191H103V187H102V190H101V188H100V192ZM108 191V190H107ZM106 191V192H107ZM111 191V190H110ZM113 191V190H112ZM111 191V192H112ZM118 191V190H117ZM136 191H138V189L136 190ZM141 191V190H140ZM139 191V192H140ZM211 191H218L217 189L215 190H213V188H212V190ZM210 191V192H211ZM218 191V192H219ZM222 191V190H221ZM35 192V191H34ZM50 192H51V190H50ZM49 192V193H50ZM60 192V191H59ZM66 192V191H65ZM65 192H63V193H65ZM109 192V191H108ZM110 192V193H111ZM119 192V191H118ZM123 193H125L124 191H122ZM121 192V193H122ZM135 192V191H134ZM138 192V193H139ZM153 192V191H152ZM215 192V193H216ZM230 192V191H229ZM264 192V191H263ZM30 193H31V191H30ZM30 193H29V195H30ZM36 193H37V191H36ZM67 193V192H66ZM68 193H69V191H68ZM78 193H79V190H78V192L76 193V191H75V196L76 197H73L74 198V204L75 203H79V202H81V196H83V195H85V194H83V195H81V196H79L78 195ZM83 193V192H82ZM85 193H86V190H85ZM88 193H90V191L88 192ZM95 193V192H94ZM99 193V192H98ZM113 193V192H112ZM121 193H120V196H121ZM126 193H127V191H126ZM125 193V194H126ZM132 193V194H131ZM136 193V192H135ZM144 193H146L145 195H144ZM192 193H194V189H193V192ZM220 193V192H219ZM48 194V193H47ZM59 194V193H58ZM97 194V193H96ZM104 194V193H103ZM103 194H102V196H103ZM125 194H124V196L123 197H125ZM140 194V193H139ZM154 194V193H153ZM152 194V195H153ZM220 194H222V193H220ZM229 194V193H228ZM232 194H230V195H232ZM264 194V193H263ZM29 195H28V197H29ZM33 195V194H32ZM38 195V194H37ZM49 195V194H48ZM62 195V194H61ZM70 195V194H69ZM69 195H65V197L67 196V198H68V196ZM72 195V194H71ZM90 195V194H89ZM94 195V194H93ZM109 194H107L106 193V196H108ZM112 195V194H111ZM123 195V194H122ZM137 195V194H136ZM141 195H142V192H141ZM148 195H151V193L150 192H148ZM210 195V194H209ZM223 195V194H222ZM27 196V195H26ZM31 196V195H30ZM35 196V195H34ZM53 196V195H52ZM86 196V195H85ZM116 196H118L117 195V193H116ZM193 196V195H192ZM229 196V195H228ZM28 197H26V198H28ZM31 197H33V196H31ZM50 197H51V193H50ZM55 197V196H54ZM58 197V196H57ZM64 197V196H63ZM62 196H61V198L60 199H62L63 198ZM86 197H89V196H86ZM85 197V198H86ZM94 197V196H93ZM110 197V196H109ZM123 197H119L120 198V200H118V201H121V199L123 198ZM133 197H134V195H133ZM132 197V198H133ZM148 197V199H150L151 197L150 196H147ZM150 197V198H149ZM199 197V196H198ZM219 197V196H218ZM220 197H221V195H220ZM223 197H224V195H223ZM230 197V196H229ZM232 197H233V195H232ZM26 198H25V200H26ZM40 198V197H39ZM39 198H37V199H39ZM52 198V197H51ZM66 198V199H67ZM71 198H72V196H71ZM70 197H69V199H67V201L68 200H70L71 199ZM103 199H105L104 197H102ZM196 198V197H195ZM194 198V199H195ZM226 198V197H225ZM225 198H223V199H225ZM34 200H36V197L35 198H33ZM32 199V200H33ZM57 199H59V198H57ZM57 199H55V200H57ZM59 199V200H60ZM90 199V200H89ZM87 198V200H89V202H90V204H92V206L94 205L95 206V211H97L93 216H94V219H93V222H92V226H93V228H95V230H96V234H97V238H96V240L98 239V241H99V243L100 244H102V249L99 251V252H92V253H89L88 255H87V259H88V264H128L127 263V261H125V259L123 258V256L121 255V251L119 252V250L121 249V248H125L126 247V242H128L129 241V239L128 238H126V239H128L127 241L125 240V232H127L128 231V233H130L131 234V232L130 231H132V230H128V228L131 226V227H133L134 225V219H135V216L133 215L134 213H133V210H131L130 212H129V210L128 209H131L130 207L132 206L133 207V205L135 206V204H134V201L135 200H130L129 199V201L130 202H132L133 201V205H131L130 207H128V209H127V206H129V201L126 203L125 201L124 202H122L121 203V206H119V207H116L115 208V206L117 205L118 206V204L120 203H117L116 201H115V203L116 204H114L113 203V201L111 202V201H104L103 199H101V198H99V200H98V204H96V201H95V199L94 200H92L91 198ZM98 199V198H97ZM111 199H113V198H111ZM146 198H144V200H145ZM152 199V198H151ZM151 199L150 200H148V201H150L151 202ZM154 199V198H153ZM183 199H184V197H183ZM219 199V198H218ZM222 199V200H223ZM236 199V198H235ZM30 200V199H29ZM28 200V202L30 203V201ZM33 200V201H34ZM52 200V199H51ZM55 201V202H57L56 203V205H57V207L59 208V206H58V204L59 205H61V203H60V201ZM72 200V199H71ZM84 200V199H83ZM82 200V201H83ZM107 200H108V198H107ZM124 200H128L126 197H125V199ZM139 200V199H138ZM141 200H139L140 202H137L136 201V203H141ZM219 200H221V199H219ZM33 201L31 202L32 204H33ZM37 201V204H30V206L28 207L27 206V211H28V215L27 216H29V218H31V217H34L35 218V216L34 215H36L37 214V216L38 217H41V218H43L42 220H41V222H40V220H38L37 219V222H35V221H33V220H31L32 221V223H31V225H30V227H29V231H28V233L25 235L26 237V241L27 240H30L31 241V243H33V244H35V245H37V246H39V247H42V248H44L45 250L47 249H52L53 247H55V246H58V245H60V239H59V241H58V239H57V234H56V232L55 231H57V230H55L54 229V227H52L53 226V224H52V226L51 225H49L48 224V219H47V217H48V214H52L51 213V210H53V209H51V206H49L50 208H47V209H45V208H43L44 206L43 205H41L39 202H38V200H36ZM47 201H48V199H47ZM62 201H66L65 200V198H63V200ZM66 201V203L65 204H68V202ZM85 201V200H84ZM83 201V203L85 204V202ZM148 201H145L146 203L145 204H147V202ZM179 202H180V200H178ZM59 202V203H58ZM72 202V201H71ZM87 202V201H86ZM205 202V201H204ZM202 203V206H204V207H206L205 206V204L206 203ZM206 202H207V200H206ZM237 202V201H236ZM50 203V202H49ZM208 203V202H207ZM211 203V200H210V202H209V204ZM54 204V207H55V203H53ZM69 204H70V201H69ZM68 204V205H69ZM73 204V205H74ZM132 204V203H131ZM148 204H150V203H148ZM177 204V203H176ZM221 204V203H220ZM228 204V203H227ZM226 204V205H227ZM233 204V203H232ZM237 204V203H236ZM73 205H70L71 206V208H73ZM79 205V204H78ZM78 205H76V207H78ZM82 206H83V204H81ZM87 205H89V203L87 204ZM178 205V204H177ZM197 205V204H196ZM211 205H212V203H211ZM219 205V204H218ZM63 206H64V202H63ZM62 206V207H63ZM81 206V207H82ZM93 206V207H94ZM143 206L144 207H146L145 205H144V203H143ZM148 206V205H147ZM175 207H176V205H174ZM180 206V205H179ZM201 206V205H200ZM201 206V207H202ZM213 206V205H212ZM220 206V205H219ZM218 206V207H219ZM221 206H224L223 204L221 205ZM220 206V207H221ZM228 206H229V204H228ZM46 207V206H45ZM61 207V206H60ZM74 207H75V205H74ZM84 207V206H83ZM82 207V208H83ZM137 207H140V204H137ZM141 207H142V203H141ZM209 207L210 206H208V208L207 209H209ZM215 207V206H214ZM227 207V206H226ZM231 207V206H230ZM63 208H65V206L63 207ZM62 208V209H63ZM151 208V207H150ZM188 208V206L185 208V209H187ZM203 208V207H202ZM202 208H200L199 210H201ZM222 208V207H221ZM228 208V207H227ZM227 208H224V209H227ZM70 209V208H69ZM68 209V210H69ZM77 209V208H76ZM87 209V208H86ZM139 209V208H138ZM138 209H137V212H138ZM205 209V208H204ZM207 209H206V211L205 212H207ZM211 209V208H210ZM214 209V208H213ZM217 209V208H216ZM56 211H57V209H55ZM64 210V209H63ZM136 210V209H135ZM141 210V209H140ZM146 210V209H145ZM161 210V209H160ZM218 210H219V208H218ZM221 210H223V208L221 209ZM231 210H232V208H231ZM230 210V211H231ZM252 210V209H251ZM254 210V209H253ZM59 211H61V208H60V210ZM65 211V210H64ZM71 211L72 210H70V211H68V212H70L69 214H65V213H62L63 211H61V213H60V215L61 216H64V217H62V218H60V215L58 216L56 213H55V215H57V218H60L61 219V221H63V220H68L67 219V217H69V216H71L72 215V217H70V218H73V216H74V218L76 217L77 218V216H79V215H77L76 213L77 212H75V214L73 215V212H72V214H71ZM76 211V210H75ZM78 211H80V210H78ZM91 211V210H90ZM151 211V210H150ZM175 211H176V208H175ZM184 211H186V210H184L183 209V212ZM190 211V210H189ZM188 211V212H189ZM214 211V210H213ZM216 211V210H215ZM58 212V211H57ZM82 213H83V211H81ZM85 212V211H84ZM134 212H136V211H134ZM140 212V211H139ZM174 212V211H173ZM198 212H201V211H198ZM89 213V212H88ZM133 213V214H132ZM141 213H142V211H141ZM151 213V212H150ZM175 213V212H174ZM186 213V212H185ZM231 213V212H230ZM238 214H240V212H237ZM27 214V213H26ZM65 214V215H64ZM71 214V215H70ZM84 214H86V213H84ZM144 214V213H143ZM143 214H142V216H143ZM153 214V213H152ZM151 214V215H152ZM156 214H157V212H156ZM176 214V213H175ZM181 214H182V212H181ZM184 214V213H183ZM189 214V213H188ZM205 214V213H204ZM203 214V215H204ZM220 214H221V212H220ZM67 215H69V216H67ZM141 215V214H140ZM180 215V214H179ZM212 215H213V213H212ZM216 215V214H215ZM223 215V214H222ZM253 215V214H252ZM37 216H36V218H37ZM52 216V215H51ZM67 216V217H66ZM84 216V215H83ZM93 216H89L90 218L91 217H93ZM141 216V217H142ZM173 216V215H172ZM181 216V215H180ZM184 216H185V214H184ZM220 216V215H219ZM229 216H230V214H229ZM232 216V215H231ZM238 216V215H237ZM250 216V215H249ZM186 217V216H185ZM212 217V216H211ZM224 217V216H223ZM226 217V216H225ZM233 217V216H232ZM248 217V216H247ZM63 218H65V219H63ZM137 218V217H136ZM138 218H139V215H138ZM164 218H167V217H164ZM198 218V217H197ZM210 218V217H209ZM228 218V217H227ZM52 219H53V216H52ZM60 219H59V222H60ZM88 219V218H87ZM85 220V221H89V219L88 220ZM213 219V218H212ZM245 219V218H244ZM78 220H79V218H78ZM91 220V219H90ZM164 220V219H163ZM162 220V221H163ZM197 220V219H196ZM218 220V219H217ZM239 220V219H238ZM135 221H136V219H135ZM40 222V223H39ZM57 222V221H56ZM70 222H74V220L72 219V220H70ZM166 222V221H165ZM186 222V221H185ZM188 222H190V221H188ZM198 222V221H197ZM204 222V221H203ZM216 222V221H215ZM11 223V222H10ZM53 223H54V221H53ZM77 223V222H76ZM82 223V222H81ZM88 223V222H87ZM86 223V224H87ZM89 223H90V221H89ZM191 223V222H190ZM193 223H196V222H194L193 221ZM200 223V222H199ZM6 224V223H5ZM56 224V223H55ZM58 224V223H57ZM79 224V223H78ZM135 224H136V222H135ZM187 225H188V223H186ZM197 224V223H196ZM7 225H8V223H7ZM11 225V224H10ZM76 226L74 223L71 225V227L72 226ZM81 225V224H80ZM80 225H77L78 227H76V228H78V230H76L77 232H83V234L85 233L84 232V230H81L83 227H81ZM212 225V224H211ZM12 226H14V225H11V227ZM141 226V225H140ZM196 226V225H195ZM202 226V225H201ZM189 227V225L187 226V228ZM199 227V226H198ZM16 229V227H13V229ZM72 228H74V227H72ZM137 227H136V225H135V229H136ZM194 228V227H193ZM192 228V229H193ZM12 229V228H11ZM86 229V228H85ZM134 229V228H133ZM189 229V228H188ZM187 229V230H188ZM138 230V229H137ZM190 230V229H189ZM194 230V229H193ZM16 231V230H15ZM75 231V232H76ZM140 231V230H139ZM182 231V230H181ZM192 231V230H191ZM200 231V230H199ZM74 232V233H75ZM76 232V233H77ZM183 232V231H182ZM182 232H181V234H182ZM201 232V231H200ZM66 233V232H65ZM73 233V232H72ZM132 233H135V232H132ZM179 233V232H178ZM177 233V234H178ZM71 234V233H70ZM91 234V233H90ZM180 234V235H181ZM85 235V234H84ZM128 236H133V235H129V234H127ZM127 236V237H128ZM69 237V236H68ZM67 237V238H68ZM71 238H73L74 239V237H72V234H71V236H70ZM132 238H134V237H132ZM69 240V238L68 239H66L65 241H66V243L65 244H67V241ZM70 241V240H69ZM86 241V240H85ZM97 241V242H98ZM133 241V240H132ZM63 242V241H62ZM96 242V241H95ZM96 242V243H97ZM130 242V241H129ZM128 242V243H129ZM197 242H198V245L196 246V249H195V252H198L199 253V251L201 250V248H205L206 246H207V252L205 253V254H203V256L201 257V258H197V264H242L243 263V260H242V258H241V253H240V251H239V244H244V243H246V236L245 235H240L239 237H232L231 236V234H230V232L227 230V229H225L222 225H219V226H217V227H214V226H211V227H208V229H206L205 231H203L201 234H199V235H197ZM64 244V243H63ZM130 244H132V243H130ZM207 244V245H206ZM74 245V244H73ZM97 245V244H96ZM95 245V246H96ZM71 246V245H70ZM94 246V247H95ZM130 246V245H129ZM129 246L127 247V248H129ZM222 246H225L224 247V249L222 250V249H220ZM60 247H61V245H60ZM66 247L67 248H65V245L60 249V251H64V248H65V251L67 252L68 250L67 249H69V248H72V250H73V247H75V245L73 246V247H69L68 248V246L66 245ZM131 247V246H130ZM59 247H57V249H58ZM126 248V249H127ZM206 249V248H205ZM247 249V248H246ZM49 250V251H50ZM53 250V249H52ZM71 250V249H70ZM74 250H76V247L74 248ZM73 250V251H74ZM125 250V249H124ZM244 250V249H243ZM4 251V250H3ZM56 251V250H55ZM73 251H71V252H67V253H72ZM96 251V250H95ZM226 251L228 252V254H226ZM53 251H51L50 253H52ZM129 252V251H128ZM55 253V252H54ZM74 253V252H73ZM76 253V252H75ZM98 253H102L101 255H99V256H101V258H99V257H97L96 255L98 254ZM190 253H193V252H190ZM197 253V254H198ZM56 254V253H55ZM124 254H126V253H124ZM235 254V255H234ZM76 255H78V254H75V256ZM191 255V254H190ZM234 255V256H233ZM53 256H55V255H53ZM72 257V256H71ZM7 259V258H6ZM189 259H191V258H189ZM194 259H195V257H194Z\"/></svg>","mask_w":264,"mask_h":264}]
</instances>
